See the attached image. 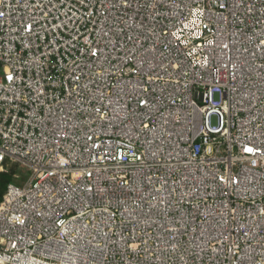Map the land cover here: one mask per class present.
<instances>
[{
    "label": "built area",
    "instance_id": "built-area-1",
    "mask_svg": "<svg viewBox=\"0 0 264 264\" xmlns=\"http://www.w3.org/2000/svg\"><path fill=\"white\" fill-rule=\"evenodd\" d=\"M11 163L0 264H264V0H0Z\"/></svg>",
    "mask_w": 264,
    "mask_h": 264
},
{
    "label": "rangeland",
    "instance_id": "rangeland-1",
    "mask_svg": "<svg viewBox=\"0 0 264 264\" xmlns=\"http://www.w3.org/2000/svg\"><path fill=\"white\" fill-rule=\"evenodd\" d=\"M11 172L17 174L18 177L13 178L12 182L18 186H21L23 182L29 179V173L27 172V170L17 163H11Z\"/></svg>",
    "mask_w": 264,
    "mask_h": 264
},
{
    "label": "trees",
    "instance_id": "trees-1",
    "mask_svg": "<svg viewBox=\"0 0 264 264\" xmlns=\"http://www.w3.org/2000/svg\"><path fill=\"white\" fill-rule=\"evenodd\" d=\"M12 173L9 174H5V173H0V201L3 197L4 191H5V187L6 184L10 181H12L13 177H12Z\"/></svg>",
    "mask_w": 264,
    "mask_h": 264
}]
</instances>
